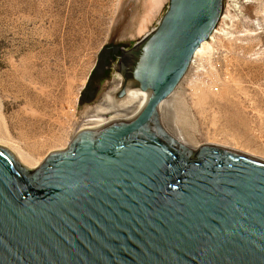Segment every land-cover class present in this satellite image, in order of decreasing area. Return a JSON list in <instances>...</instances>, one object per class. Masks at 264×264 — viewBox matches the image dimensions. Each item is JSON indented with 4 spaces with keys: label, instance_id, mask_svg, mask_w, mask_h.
Segmentation results:
<instances>
[{
    "label": "water",
    "instance_id": "95a60500",
    "mask_svg": "<svg viewBox=\"0 0 264 264\" xmlns=\"http://www.w3.org/2000/svg\"><path fill=\"white\" fill-rule=\"evenodd\" d=\"M223 6L168 0L118 56L115 97L145 104L93 114L35 169L0 145V264H264V161L181 142L159 107Z\"/></svg>",
    "mask_w": 264,
    "mask_h": 264
},
{
    "label": "rangeland",
    "instance_id": "374dc122",
    "mask_svg": "<svg viewBox=\"0 0 264 264\" xmlns=\"http://www.w3.org/2000/svg\"><path fill=\"white\" fill-rule=\"evenodd\" d=\"M167 4L147 17L148 0H0V142L31 164L66 148L115 80V70L94 75L102 48L131 47ZM224 12L168 96L165 118L194 146L264 159V0H224Z\"/></svg>",
    "mask_w": 264,
    "mask_h": 264
},
{
    "label": "bare ground",
    "instance_id": "6f19581e",
    "mask_svg": "<svg viewBox=\"0 0 264 264\" xmlns=\"http://www.w3.org/2000/svg\"><path fill=\"white\" fill-rule=\"evenodd\" d=\"M159 1H161V0H148L147 17L150 16V13H151L152 9H154L158 5ZM226 16H227V13L224 12L223 17L220 20V24H219L218 28H216L215 31H213L211 33V35H210L208 40L203 41L200 44V46L197 48V50L195 51V53L193 55L194 60L197 57H199L200 54H202V52H204L205 50L209 49L210 42L214 40L217 32H219V29L221 28V25L224 23ZM118 29L119 28L117 27L116 30L113 32L114 36H117L119 34L118 33ZM192 64H193V62H192ZM114 78H115V80L113 79L114 81L112 82L111 87L105 92V94L103 95L102 99L99 102L93 104L91 107H87V110L84 111L85 120L88 119L93 114H96V113L109 114V113L113 112L114 110H116L123 103L124 99L135 101V102H140V103H144L145 104V102H146V100L148 98V93L147 92H142L140 90L133 89V88L127 89L125 96H123L120 99H117L115 97V95H116L117 91L119 90V88L121 86V77L118 74H116ZM167 100H168V97L166 99L162 100L159 103V107H162V108H164V110H166V107H167V104H168ZM172 127H173V125H172ZM176 132H177L181 142H183L185 144H188L189 146L192 145L186 138H184V136L181 133H179L177 130H176ZM0 145L6 147L10 152H12L13 155L16 157L17 161L21 165L26 167L27 169H35L39 165V164H31V163L26 162L24 160V156L22 154H20L19 152L15 151L11 147L7 146L6 144H3V143L0 142ZM217 146H219V145H217ZM191 147H197V146L192 145ZM221 147H224V146H221ZM224 148H226V147H224ZM232 150H236V151H240V152L246 153L245 151H241V150H237V149H232ZM246 154L249 155V153H246ZM253 157H255V156H253ZM256 158L261 159V160L264 161V159H262V158H259V157H256Z\"/></svg>",
    "mask_w": 264,
    "mask_h": 264
},
{
    "label": "flooded vegetation",
    "instance_id": "af4514ba",
    "mask_svg": "<svg viewBox=\"0 0 264 264\" xmlns=\"http://www.w3.org/2000/svg\"><path fill=\"white\" fill-rule=\"evenodd\" d=\"M129 48L121 43H109L103 47L101 54L99 55L98 64L95 68L94 75H100L102 78H106L111 71L115 70V65L124 50ZM91 85L87 86L90 88ZM93 91L86 90V93L90 96Z\"/></svg>",
    "mask_w": 264,
    "mask_h": 264
}]
</instances>
